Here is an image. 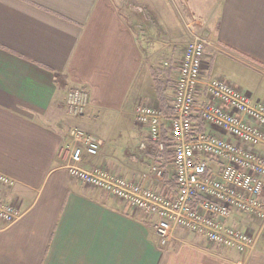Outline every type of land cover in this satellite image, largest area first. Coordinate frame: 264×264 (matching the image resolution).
I'll return each instance as SVG.
<instances>
[{"label":"crops","instance_id":"obj_1","mask_svg":"<svg viewBox=\"0 0 264 264\" xmlns=\"http://www.w3.org/2000/svg\"><path fill=\"white\" fill-rule=\"evenodd\" d=\"M216 3L203 78L224 79L211 68L218 61L215 52L264 77V0ZM154 14L149 0H0V173L14 181L0 184V200L22 212L10 225L0 220V264H264L262 221L240 213L227 220L256 235L246 253L182 228L161 246L154 215L66 170L64 148L69 130L77 127L101 142L96 156L83 154L82 167L100 166L157 190L174 186L165 118L181 55L168 67H156L150 55L159 41L149 33ZM139 19L143 27L137 31ZM74 87L89 96L81 116L69 115L65 107ZM203 101L201 94L198 102ZM139 103L161 109L163 151L135 122ZM194 121L199 127L197 117ZM255 151L264 155V147ZM156 161L162 178L152 170Z\"/></svg>","mask_w":264,"mask_h":264},{"label":"built area","instance_id":"obj_2","mask_svg":"<svg viewBox=\"0 0 264 264\" xmlns=\"http://www.w3.org/2000/svg\"><path fill=\"white\" fill-rule=\"evenodd\" d=\"M210 41L192 34L178 62L173 98L167 120L172 141L174 186L164 190L130 181L100 166L82 167L83 154L96 156L101 142L81 128L69 130L68 174L83 184L102 189L129 206L155 216L154 229L161 246L173 238L177 228L203 236L208 242L239 253L250 251L256 235L227 223L235 213L264 223V103L252 98L224 79L202 76L203 56ZM164 63L163 66H167ZM204 94V101L198 102ZM88 92L70 88L66 111L81 116ZM195 110H198L196 116ZM197 117L201 128L196 127ZM134 120L148 130L149 139L164 150V115L159 107L139 103ZM143 148L144 144H140ZM162 178L160 162L153 164ZM12 178L0 173V184ZM22 215L16 206L0 200V220L7 225Z\"/></svg>","mask_w":264,"mask_h":264},{"label":"rangeland","instance_id":"obj_3","mask_svg":"<svg viewBox=\"0 0 264 264\" xmlns=\"http://www.w3.org/2000/svg\"><path fill=\"white\" fill-rule=\"evenodd\" d=\"M212 1L215 6L211 4ZM217 3L216 0H149L150 9L155 12L153 15L155 26L149 29V33L157 37L159 41L151 50L150 55L156 67L163 68L164 63L169 65V61L177 60L193 33L204 35L210 41L205 52L212 48L213 41L208 29H214L216 26ZM157 4L162 9H158L160 16H157L159 6L156 7ZM142 27L143 23L139 19L135 29L140 31ZM215 57L218 61L216 64L211 63V68L214 67L219 76L224 77L232 85L238 86L242 92L248 93L252 100L264 101V77L262 75L241 64L232 63L217 52H215Z\"/></svg>","mask_w":264,"mask_h":264},{"label":"trees","instance_id":"obj_4","mask_svg":"<svg viewBox=\"0 0 264 264\" xmlns=\"http://www.w3.org/2000/svg\"><path fill=\"white\" fill-rule=\"evenodd\" d=\"M154 81H155V86H156V92L158 93V96H159V98H161V100H162V102L164 101V96H163V88L161 87V83H160V81L158 80V78L157 77H155V79H154ZM202 126H201V124H200V126H199V128H201Z\"/></svg>","mask_w":264,"mask_h":264}]
</instances>
